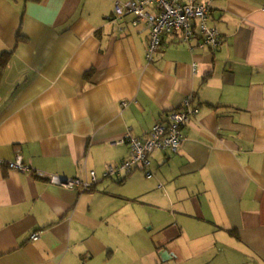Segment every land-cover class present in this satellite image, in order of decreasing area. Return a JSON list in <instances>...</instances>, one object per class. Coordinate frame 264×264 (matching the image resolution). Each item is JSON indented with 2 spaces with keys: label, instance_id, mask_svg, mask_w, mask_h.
I'll list each match as a JSON object with an SVG mask.
<instances>
[{
  "label": "crops",
  "instance_id": "0c3cea01",
  "mask_svg": "<svg viewBox=\"0 0 264 264\" xmlns=\"http://www.w3.org/2000/svg\"><path fill=\"white\" fill-rule=\"evenodd\" d=\"M129 1L0 0V264H264V0H196L223 45L200 48L196 26L152 63L147 24L115 14ZM192 94L178 154L154 151L152 178H104L128 131ZM92 173L86 192L49 181Z\"/></svg>",
  "mask_w": 264,
  "mask_h": 264
},
{
  "label": "built area",
  "instance_id": "2783aa9c",
  "mask_svg": "<svg viewBox=\"0 0 264 264\" xmlns=\"http://www.w3.org/2000/svg\"><path fill=\"white\" fill-rule=\"evenodd\" d=\"M115 14L117 17L133 15L136 23L145 22L147 24L151 32L146 56L149 63L154 61L163 37L168 34L179 33L184 43L191 45L198 37L197 26L201 33L198 41L200 48L217 51L225 41L220 31L210 25L211 3L201 4L196 0H191L187 4L180 0H132L127 3H117ZM194 68H197V65ZM194 99L193 94L186 97L180 110L170 113L166 122L157 123L152 131L144 137H135L128 131L120 143L130 147L131 157L122 164L110 166L104 178L122 180L125 175L135 170L142 171L148 178H152L150 155L156 150H169L173 154L179 153L186 140L183 129L189 120L199 112V109L193 105ZM9 167L18 172H29L21 156L10 163ZM91 177L92 180L89 181L82 178L67 179L59 175H51L49 181L68 189L86 192L98 184L95 173H92ZM32 239L38 240L39 234H34Z\"/></svg>",
  "mask_w": 264,
  "mask_h": 264
},
{
  "label": "trees",
  "instance_id": "16d2710c",
  "mask_svg": "<svg viewBox=\"0 0 264 264\" xmlns=\"http://www.w3.org/2000/svg\"><path fill=\"white\" fill-rule=\"evenodd\" d=\"M43 1L44 0H26V2H32V3H36V4H41ZM11 55H12V52H8V51L4 52L3 54L0 55V77L2 76L3 71L5 70V68L8 65ZM180 109H177V110H180ZM177 110H175V111H177ZM166 120H163L161 122H166Z\"/></svg>",
  "mask_w": 264,
  "mask_h": 264
},
{
  "label": "rangeland",
  "instance_id": "374dc122",
  "mask_svg": "<svg viewBox=\"0 0 264 264\" xmlns=\"http://www.w3.org/2000/svg\"><path fill=\"white\" fill-rule=\"evenodd\" d=\"M149 234H151V233H149ZM151 235H152V234H151ZM158 235H159V234H158ZM152 236H154V237H155L156 235H152Z\"/></svg>",
  "mask_w": 264,
  "mask_h": 264
}]
</instances>
